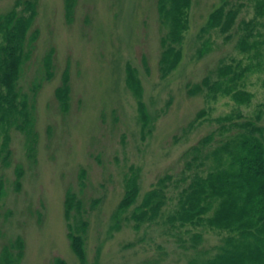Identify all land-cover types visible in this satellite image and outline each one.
I'll return each instance as SVG.
<instances>
[{
  "label": "rangeland",
  "instance_id": "374dc122",
  "mask_svg": "<svg viewBox=\"0 0 264 264\" xmlns=\"http://www.w3.org/2000/svg\"><path fill=\"white\" fill-rule=\"evenodd\" d=\"M34 1L35 48L17 84L34 142L0 123V264H81L68 236L69 225L77 233L80 222L87 223L86 264H146L159 246L167 264H187L161 235L163 220L136 232L133 207H119L132 181L139 203L159 178L178 173L183 152L236 108L228 97L209 99L201 84L218 67L257 63L254 51L242 53L237 37L227 42L204 31L223 0H192L180 62L165 76L162 55L173 43L166 1ZM230 1L247 4L239 21L260 22L247 0ZM19 3L0 0V17ZM261 65L244 80L254 96L238 110L262 114L264 127V58ZM200 112L206 115L195 121ZM170 214L169 203L164 221ZM205 232L207 247L219 244L218 232Z\"/></svg>",
  "mask_w": 264,
  "mask_h": 264
},
{
  "label": "trees",
  "instance_id": "16d2710c",
  "mask_svg": "<svg viewBox=\"0 0 264 264\" xmlns=\"http://www.w3.org/2000/svg\"><path fill=\"white\" fill-rule=\"evenodd\" d=\"M164 1L173 25L169 33L173 43L161 60L166 76L180 62L182 35L187 29L186 16L192 0ZM247 2L254 8L259 23L245 19L239 21L246 3L235 5L230 0H223L211 13L204 29L218 31L227 42L237 37L236 46L242 53L254 51L257 63L245 67H218L201 84L200 92L209 99L228 97L236 108L212 120L216 128L183 152L178 173L159 178L139 203L141 189L136 181H132L119 207L122 212L133 207L129 221L136 232L158 225L163 220L161 235L168 242L172 241L175 251L180 258L187 260V264H264L262 114L247 117L238 110V107L249 105L254 96L245 90L244 80L262 68L264 0ZM37 7L34 0H21L12 11L0 17V123L4 122L8 129L14 127L23 132L31 145L34 142L32 113L27 99L21 101L17 84L35 48L37 33L32 29L38 14ZM204 115L206 112H200L195 121ZM10 157L8 150L5 156L7 166ZM21 178L22 172L18 170L17 186H20ZM1 188L2 180L0 194ZM169 203L171 214L164 221V210ZM80 223L77 233L69 225L68 236L73 252L81 264H86L87 223ZM190 228L198 231L193 233ZM207 230L222 236L219 244L207 247ZM168 256V252L159 246L157 255L148 259L146 264H167ZM58 264L66 263L61 261Z\"/></svg>",
  "mask_w": 264,
  "mask_h": 264
}]
</instances>
